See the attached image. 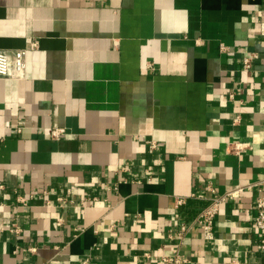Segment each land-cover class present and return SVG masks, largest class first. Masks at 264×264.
I'll use <instances>...</instances> for the list:
<instances>
[{"label": "crops", "instance_id": "0c3cea01", "mask_svg": "<svg viewBox=\"0 0 264 264\" xmlns=\"http://www.w3.org/2000/svg\"><path fill=\"white\" fill-rule=\"evenodd\" d=\"M263 19L264 0H0V49L38 42L24 78H0V264H166L176 247L264 264V183L222 205L214 238L194 223L209 185L264 180Z\"/></svg>", "mask_w": 264, "mask_h": 264}, {"label": "built area", "instance_id": "2783aa9c", "mask_svg": "<svg viewBox=\"0 0 264 264\" xmlns=\"http://www.w3.org/2000/svg\"><path fill=\"white\" fill-rule=\"evenodd\" d=\"M260 35L264 40V19L261 22ZM37 47H38V42L33 41L31 45L26 48H17L11 51L0 49V78H13V79L24 78L27 73V60L29 53ZM221 49L223 51L227 50L228 46L225 43H222ZM258 57L259 54L257 52H252V54L244 56L242 59L243 69L249 71L253 67L254 61ZM59 133H60L59 129L57 128L52 129L53 136H58ZM229 144L231 151L236 154L241 153L242 151L246 150L251 146L249 142L241 141V140H233L229 142ZM151 146L156 147L155 141L151 143ZM145 177H147V179L151 178L148 174H146ZM263 183L264 180L248 182L244 184L238 183L232 185L231 187H228L224 192L221 193L218 192L215 189V187L209 185L208 190L210 192V195L207 196L203 195V196L208 198L210 201L207 206L201 209V211L199 212L198 216L194 221V223L199 225L203 233V237L205 239L214 238V227H215L216 217L219 214L223 204L233 200L237 194L242 193L243 191L252 190L255 188L261 191V186L263 185ZM3 187L4 185L0 184V190ZM32 197L33 196H31V198ZM31 198H28L22 194H19L17 196L18 202L23 203L25 205L29 203ZM58 199L60 200L62 205L68 201L67 197H65L64 195L59 196ZM185 202L186 200L183 197H177L175 201L176 209H179L181 205L185 204ZM254 207L256 209V215L254 218L255 227L259 231L264 232V196L262 194H259L256 197L254 201ZM175 216L180 221V230L183 235L190 229L192 225L186 223L185 220L181 218L180 213L178 211H176ZM58 222H60V220ZM115 226H116L115 223H109V225H107L109 230H113ZM95 247L98 248V246ZM260 247L264 249V237H262L261 239ZM30 249L34 250L35 247H30ZM160 249L163 250V247H161ZM162 259L166 264H196L195 261L189 255L181 251L180 247H176L174 252L171 254L163 253ZM83 264H88V258L83 261Z\"/></svg>", "mask_w": 264, "mask_h": 264}]
</instances>
